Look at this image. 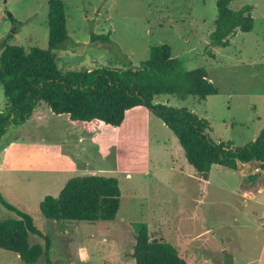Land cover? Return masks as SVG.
Instances as JSON below:
<instances>
[{"label":"rangeland","instance_id":"374dc122","mask_svg":"<svg viewBox=\"0 0 264 264\" xmlns=\"http://www.w3.org/2000/svg\"><path fill=\"white\" fill-rule=\"evenodd\" d=\"M66 47L54 49L62 70L137 66L152 45L166 44L185 70L206 69L216 95L157 94L153 103L182 107L208 121L212 140L243 146L264 127V0H230L251 7V31L237 30L226 47H211L216 0H63ZM19 23H13L10 16ZM48 0H0V40L48 46ZM110 32L111 43L91 33ZM4 95L0 83V107ZM3 106H2V105ZM1 109V108H0ZM0 194L30 214L49 235L53 264H134L133 223L174 245L187 264H264V167L253 183L239 170L212 165L198 177L171 130L145 106L129 109L119 127L99 124L94 132L51 114L40 102L22 124L0 138ZM248 166V165H247ZM85 174L118 179L121 196L111 221L51 220L39 212L45 195L56 196L71 177ZM252 190V198L243 195ZM15 214L0 204V220ZM29 242L43 240L29 234ZM22 262L0 248V263Z\"/></svg>","mask_w":264,"mask_h":264},{"label":"trees","instance_id":"16d2710c","mask_svg":"<svg viewBox=\"0 0 264 264\" xmlns=\"http://www.w3.org/2000/svg\"><path fill=\"white\" fill-rule=\"evenodd\" d=\"M230 0H216L217 16L209 34L211 47H226L237 30L251 31L254 19L251 7H230ZM48 46L40 48L11 44L9 32L0 40V83L5 104L0 110V138L10 124H22L40 102L56 116H64L83 131L94 132L99 124L119 127L132 107L145 106L177 138L186 161L199 177L207 179L212 165L237 170V163L259 161L264 167V127L253 141L243 146L216 142L208 134V121L182 107L153 103L161 93H185L206 99L218 89L209 80L205 68L185 70L166 44L152 45L149 57L137 66L128 61L122 67L100 66L62 71L55 62L54 49L66 47V14L63 0H48ZM13 23H19L10 16ZM92 41L111 43L110 32L91 33ZM259 172L245 177L253 183ZM118 179L97 174L69 178L56 196L45 195L38 208L47 219L61 221H111L120 206ZM0 204L15 217L0 220V248L18 254L24 263L40 257L50 259L49 235L34 223L32 216L6 201ZM34 234L43 240L30 243ZM131 258L134 264H187L178 249L167 241L153 237L146 222L133 223ZM228 264H232L230 261Z\"/></svg>","mask_w":264,"mask_h":264},{"label":"crops","instance_id":"0c3cea01","mask_svg":"<svg viewBox=\"0 0 264 264\" xmlns=\"http://www.w3.org/2000/svg\"><path fill=\"white\" fill-rule=\"evenodd\" d=\"M210 80V79H209ZM3 103L5 104V100L3 101ZM3 104V105H4ZM44 104V103H43ZM2 105V104H1ZM2 105V106H3ZM39 105V104H38ZM4 107V106H3ZM3 107H0L1 109H3ZM0 109V110H1ZM37 109V107L35 108V110ZM8 130V129H7ZM14 144H15V142L11 139L10 141H8V143L3 147V149H2V151H0V154H2L3 152H5V151H7V149H8V146H14ZM243 164V163H242ZM259 164V163H258ZM256 165V164H255ZM245 167H248L247 168V170L246 171H248V173L249 174H253V173H255V172H253L254 171V167L255 166H253V165H246ZM238 170H239V168H238ZM199 177V176H198ZM201 178V177H200ZM204 180H207V179H204ZM243 195L245 196V197H247V198H252V190L250 189H244V191H243ZM17 257H19L18 256V254H17ZM0 264H4L3 263V261H2V263H0Z\"/></svg>","mask_w":264,"mask_h":264},{"label":"water","instance_id":"95a60500","mask_svg":"<svg viewBox=\"0 0 264 264\" xmlns=\"http://www.w3.org/2000/svg\"><path fill=\"white\" fill-rule=\"evenodd\" d=\"M8 15L10 16V14H8ZM257 163H259V161L256 160V159H253V160H251L250 162H246V163H244V164H245V165H253V166H255V164H257ZM241 166H242V163L238 162V163H237V167L240 168Z\"/></svg>","mask_w":264,"mask_h":264}]
</instances>
